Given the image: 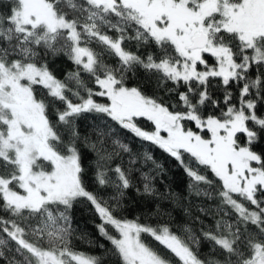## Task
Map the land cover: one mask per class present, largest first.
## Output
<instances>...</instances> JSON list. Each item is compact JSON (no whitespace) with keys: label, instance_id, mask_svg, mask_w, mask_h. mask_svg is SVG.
<instances>
[{"label":"snow or ice","instance_id":"1","mask_svg":"<svg viewBox=\"0 0 264 264\" xmlns=\"http://www.w3.org/2000/svg\"><path fill=\"white\" fill-rule=\"evenodd\" d=\"M81 206L115 264H264V0H0V264H105Z\"/></svg>","mask_w":264,"mask_h":264},{"label":"trees","instance_id":"2","mask_svg":"<svg viewBox=\"0 0 264 264\" xmlns=\"http://www.w3.org/2000/svg\"><path fill=\"white\" fill-rule=\"evenodd\" d=\"M59 73L61 76H63L64 71L70 69L72 66L69 63L66 62H58L56 65ZM83 130V129H82ZM126 136H130V134L125 133ZM133 148L138 149L139 148V142L136 141L133 143ZM153 154L155 158L165 163L166 167L168 168V175H167V181L168 184L172 186L178 193H184L185 188L189 182V178L183 173V170L179 167L175 166V163L171 160L165 157V154L160 152L158 149H152ZM85 163L89 164L91 163V154H88ZM151 165L145 166V171H147ZM166 186V185H165ZM95 187V186H93ZM157 187H162L159 183V178H157ZM103 191V190H101ZM128 204H127V210L126 215L129 219H135L137 216L141 217L142 221L149 222V223H155L157 218L154 214L149 216V213L147 212V209L151 208L152 204L151 202L145 203L142 201L141 197L134 191L130 190L128 192L127 196ZM207 203V202H206ZM214 204V202H211ZM168 206L167 204L165 205ZM75 220L78 223L80 229L85 231L88 236H90L93 239V243H88L84 240H81L79 238L73 239V246L76 250L82 251L85 254L89 255H103L105 264H115L114 258H112L108 253L104 252L103 249L96 246L95 242L103 243L105 245V248H110L111 245L108 243L107 240H105L102 236L99 235V233L96 231V223H98V219L94 215V213L90 212L87 209H84L83 206H81V210L77 211L75 214ZM165 220H168V222L172 225L173 230L179 229L181 225H184L188 223V217L182 213L179 210H176L173 213V216L169 220V218H165ZM206 222L208 224L212 223V218H206ZM144 239L149 242L154 247H160L157 242L152 240L151 237L145 235ZM201 251L205 255L207 254L208 247L207 244H203L201 246Z\"/></svg>","mask_w":264,"mask_h":264}]
</instances>
